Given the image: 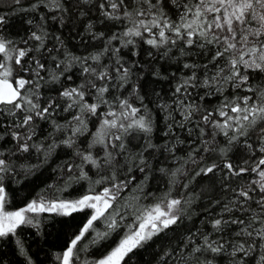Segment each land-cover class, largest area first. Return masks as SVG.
<instances>
[{
  "label": "snow or ice",
  "instance_id": "6c2138e0",
  "mask_svg": "<svg viewBox=\"0 0 264 264\" xmlns=\"http://www.w3.org/2000/svg\"><path fill=\"white\" fill-rule=\"evenodd\" d=\"M21 12L35 15L13 33ZM144 70L167 92H145ZM59 147L72 150L66 184L89 181L90 194L8 211L0 186V238L92 209L57 259L76 264L103 219L127 231L93 264H123L198 215L160 264H264V0H0V181ZM156 173L163 191L149 189Z\"/></svg>",
  "mask_w": 264,
  "mask_h": 264
},
{
  "label": "trees",
  "instance_id": "16d2710c",
  "mask_svg": "<svg viewBox=\"0 0 264 264\" xmlns=\"http://www.w3.org/2000/svg\"><path fill=\"white\" fill-rule=\"evenodd\" d=\"M28 3L29 0H22L24 6H27ZM33 15L35 14L21 12L19 15L12 16V24L10 25L12 32L15 33L26 27V19ZM50 27L55 28V25L50 23ZM69 27L70 25L63 30L65 42L76 54L84 53L85 45L78 44L76 40L72 39L75 32L70 33ZM95 43L99 44V42ZM87 47L88 50H91V45ZM141 84L145 92H150L153 88L163 89L165 92L168 90L166 82L155 80L148 70H144ZM54 87L58 88L59 86ZM41 129L39 135H46L47 126L41 123ZM86 139L87 137L80 138L81 141ZM84 146L81 145V147ZM71 153V149L59 147L46 160L43 156L37 157L36 154L28 156L27 160L21 157L20 162L32 166V168L30 172H25L17 167L15 172L0 181V186L4 187L7 197L6 209L17 211L25 208L32 201L45 197L59 196L65 200H75L90 194L89 188L93 185L89 181L73 180L66 184L67 174L62 173L60 169L64 162L69 159ZM153 163L155 165L157 162L154 161ZM191 187L199 191L195 183ZM164 188V178L160 177L158 173L154 174V178L149 182V189L163 191ZM99 190V187L96 186V191ZM200 208H202V201L193 205V209ZM92 213V209H84L70 216L41 214L38 217V228L21 226L17 229L15 236L0 238V264H61L57 256L66 250L71 239L79 234ZM199 219L198 215H193L191 221L185 220L179 227L173 226L174 231L168 230L167 235L161 233L159 236L153 237L142 248H137L129 253L123 264H160L161 252L170 247H175L176 237L183 234L186 229L193 227ZM129 223L130 219H125L123 222L125 225ZM126 231L127 228L124 226L110 230L107 228L105 220H97L94 229L90 230L80 242L83 245L79 253L81 259L76 264H93L94 261L107 256L119 244ZM97 233L101 235L98 237ZM105 233L110 234L105 236ZM17 240L20 241L19 244Z\"/></svg>",
  "mask_w": 264,
  "mask_h": 264
}]
</instances>
